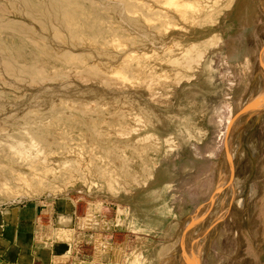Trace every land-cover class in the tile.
<instances>
[{
	"label": "rangeland",
	"instance_id": "374dc122",
	"mask_svg": "<svg viewBox=\"0 0 264 264\" xmlns=\"http://www.w3.org/2000/svg\"><path fill=\"white\" fill-rule=\"evenodd\" d=\"M227 2L0 0V264H264V0Z\"/></svg>",
	"mask_w": 264,
	"mask_h": 264
},
{
	"label": "water",
	"instance_id": "95a60500",
	"mask_svg": "<svg viewBox=\"0 0 264 264\" xmlns=\"http://www.w3.org/2000/svg\"><path fill=\"white\" fill-rule=\"evenodd\" d=\"M264 104V100H258V101H254L248 105H244L241 112H245V111H248V110H253L255 108H257L259 105H262ZM226 152H227V155H228V158H229V162H230V167L232 168V158L230 156V153H229V150H228V146L226 145Z\"/></svg>",
	"mask_w": 264,
	"mask_h": 264
},
{
	"label": "bare ground",
	"instance_id": "6f19581e",
	"mask_svg": "<svg viewBox=\"0 0 264 264\" xmlns=\"http://www.w3.org/2000/svg\"><path fill=\"white\" fill-rule=\"evenodd\" d=\"M233 2V0H228V2L224 5V7L223 8H227V7H229L230 6V4ZM223 8H221V10L223 9ZM208 39V38H207ZM221 40V39H220ZM188 50H190V49H188ZM257 86V85H256ZM254 92V91H253ZM257 92V91H256ZM262 93V92H261ZM256 95V94H255ZM254 95V96H255ZM261 95V94H260ZM259 96V95H258ZM262 98V97H261ZM261 100H264V97H263V99H261ZM260 100V101H261ZM254 101H257V99L256 98H254L253 99V102ZM223 178V177H222ZM239 202V201H238ZM238 204H240V202L238 203ZM241 205V204H240Z\"/></svg>",
	"mask_w": 264,
	"mask_h": 264
}]
</instances>
